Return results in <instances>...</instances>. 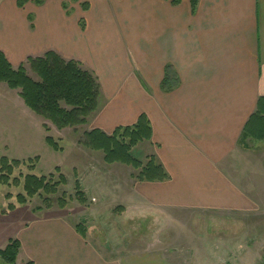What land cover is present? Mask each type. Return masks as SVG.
Segmentation results:
<instances>
[{"label": "crops", "instance_id": "1", "mask_svg": "<svg viewBox=\"0 0 264 264\" xmlns=\"http://www.w3.org/2000/svg\"><path fill=\"white\" fill-rule=\"evenodd\" d=\"M42 1L0 0V52L14 68L53 52L92 72L101 95L88 131L109 135L147 117L169 180L135 181L149 202L139 209L240 211L239 191L263 189L264 142L242 133L264 99V0H198L194 9L189 0ZM164 81L176 84L163 91ZM64 212L16 231V264H169L152 247L111 246L93 218Z\"/></svg>", "mask_w": 264, "mask_h": 264}, {"label": "rangeland", "instance_id": "2", "mask_svg": "<svg viewBox=\"0 0 264 264\" xmlns=\"http://www.w3.org/2000/svg\"><path fill=\"white\" fill-rule=\"evenodd\" d=\"M25 68L28 76L37 81L27 65ZM18 93L0 84V157L35 164L32 173L37 177L62 175L66 185L51 197L50 208L39 197L25 205L16 204L15 197L22 189L0 186V250L33 218L66 213L69 209L67 214L77 219L87 217L93 218V223L98 222V237L109 245H119L120 249L125 245L138 252L152 247L166 255L169 264H264V185L262 189L260 180L253 198L239 191L242 195L238 196V204L243 206L240 211H164L160 216L148 209H139L149 202L135 190L138 171L127 165H108L102 152L81 144L90 122L86 126L57 130L51 122L32 113ZM46 137L53 138L62 152L48 147ZM150 144L151 141L139 143L131 150L132 157L145 165L149 158H154ZM55 168L60 170L59 174ZM20 172L25 175L30 171L26 166L20 167L13 177ZM255 182L258 180L254 179ZM76 183L86 197L84 204L75 198ZM8 194L12 195L10 200L6 199ZM63 194L67 206L60 209L56 201ZM9 204L15 205L14 211L8 210ZM96 205L102 206V210L95 213L89 210ZM129 206L134 209L123 216V210ZM21 260L17 263L21 264ZM0 264L5 263L0 259Z\"/></svg>", "mask_w": 264, "mask_h": 264}, {"label": "trees", "instance_id": "3", "mask_svg": "<svg viewBox=\"0 0 264 264\" xmlns=\"http://www.w3.org/2000/svg\"><path fill=\"white\" fill-rule=\"evenodd\" d=\"M33 0H16L17 5L22 8ZM192 9L198 0H189ZM36 4L43 3L35 0ZM177 4V1H172ZM35 74L37 81L31 79L25 66ZM0 84H5L8 89L18 91L19 98L23 104L36 116L51 122L57 130L86 126L88 120L98 111L100 102V85L95 75L84 69L75 61H66L53 52H48L39 58H30L25 65L17 68L12 67L5 55L0 52ZM176 82L164 81L162 90L168 91L174 87ZM264 99H260L255 115L246 125L242 136L254 141L264 142ZM152 129L147 117L142 114L137 123L131 127H118L110 135L101 130L94 129L83 134L82 145L92 151L102 152L104 162L108 165L122 164L132 167L138 171L136 180L138 182H165L169 176L164 168L151 157L143 165L139 160L132 157L131 150L139 143L150 142ZM45 143L54 152H62V148L51 137H46ZM38 157L34 159L37 161ZM31 163V161H29ZM27 167L30 171L23 175L21 172L13 177L15 170ZM35 164L26 165L25 162L9 160L0 157V186L21 188L22 193L16 195V204L25 205L34 197L42 199L47 207H52L51 197L58 194L59 188L66 185V179L59 175L55 178L53 174L37 177L32 172ZM58 174L60 170L55 168ZM76 200L81 204L86 202L85 195L81 192L80 184H75ZM12 195H6L10 200ZM56 204L60 209L67 206L66 196L63 194L57 199ZM9 211L15 210V205H8ZM38 210H41L40 208ZM78 233L84 238L85 229L82 225L76 227ZM20 251L18 240H10L8 245L0 250V259L5 264H16ZM32 264V263H26Z\"/></svg>", "mask_w": 264, "mask_h": 264}]
</instances>
